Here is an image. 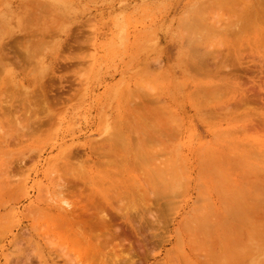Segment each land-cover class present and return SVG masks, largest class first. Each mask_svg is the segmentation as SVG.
Masks as SVG:
<instances>
[{
	"label": "rangeland",
	"instance_id": "374dc122",
	"mask_svg": "<svg viewBox=\"0 0 264 264\" xmlns=\"http://www.w3.org/2000/svg\"><path fill=\"white\" fill-rule=\"evenodd\" d=\"M211 1L216 0L0 2V43H11L18 36L22 44L17 50L22 55V48L32 51L29 63L7 64L0 73V99L17 109L10 118L0 113V264L26 257L32 264H47L48 259V264H65L64 259L115 264L122 259V250L109 246L81 261L66 239L55 235L58 227L51 225L64 182L73 184L72 173H85L77 170L83 167L80 164L100 158L115 165L110 169L87 165V169L99 191L111 192L115 204L122 202L123 211L138 209L137 215L141 210L145 221L143 209L151 205L147 200L153 195L161 197V203L156 198L153 203L165 207L158 211L165 217L162 230L156 231L160 236L153 239L154 233H145L150 242L147 255L136 256L142 258L140 263L264 264V17H248L240 5L246 37L230 28L229 35L231 31L238 36L224 39L221 59L230 51L243 56L226 66L233 81L220 92L218 111L213 109L215 103L202 108L204 98H198L196 86L201 87L202 80V96H209L213 80L194 71L197 62L188 48L193 47L186 46L185 27H190L183 22L203 17L209 27L219 16L229 17L223 5L209 6ZM76 38L83 40L78 44L81 50ZM250 53L253 63L248 61ZM54 70L61 80L53 81ZM42 86L49 101L53 95L62 101L40 113V103L34 99L40 97ZM248 90L256 100L240 104L242 92ZM244 122L247 131L231 139ZM93 144L112 147L118 157L96 158ZM76 148L83 159L66 160L67 151ZM162 169L171 174L165 181L157 178ZM85 177L91 181L89 174ZM10 182L13 196L2 191ZM23 185L29 193L26 198H22L26 192L16 187ZM80 188L87 198L98 194L88 186ZM38 208L51 210L44 216L35 212ZM143 224L138 226L145 230ZM70 237L74 239L72 233ZM61 251L66 257L57 260Z\"/></svg>",
	"mask_w": 264,
	"mask_h": 264
},
{
	"label": "bare ground",
	"instance_id": "6f19581e",
	"mask_svg": "<svg viewBox=\"0 0 264 264\" xmlns=\"http://www.w3.org/2000/svg\"><path fill=\"white\" fill-rule=\"evenodd\" d=\"M1 1L2 0H0V2ZM212 4H215V6L217 8H218V6L221 7L223 5L224 6L223 9L226 10V13L229 15V17L221 19L219 16L218 18L215 19L214 23L210 24L209 27H208V24L206 23V21L203 17L195 18L196 20H194V18H193V21L190 19L191 21L189 23H188L189 19L188 20L186 19L183 22V24H184V27L185 26L190 27L189 29L185 27V30H187V31L191 30L190 32L188 31L189 33L184 30V33L186 32L185 34L189 35L187 38L188 40L186 41L187 42L186 46L191 45V47H193V48H190V47H188V48L190 49V52L192 50L191 56L193 54L194 59L197 62L194 71H197L198 74L199 73L200 74L207 73L208 76H211V78L213 80V83H211L212 84V86H211L212 90H211V93L209 96H206V97L202 96V95H204V82H202V80H201V82L199 81L200 85H201V83H203L202 86L201 87L196 86V89L198 91V92H196L198 98L199 99L204 98V101L200 102V104H201L200 106H202V108L203 107L209 108V105H208L209 103H215L216 106L213 109L217 110L219 108L218 107L219 105H217V100L219 99L220 92L222 91V89L224 87H226L227 82L231 83L233 81V78H232L233 76L229 72L230 69L226 66H228L229 62L232 63V61H234L235 59H239V57L243 56V53L240 54V53H237L234 51H230L227 54L225 53V59L222 60L221 58L224 55V52L222 49V46H224V39L226 38L227 41H229V39H231V37L237 38V36H238L237 33L239 34L240 37L243 35H245L244 37H246L247 31H246V27L244 26L245 23L240 18V16L243 17L244 14L240 15L238 13V10H239L238 8L240 7V5L243 6V11L246 13V15L248 17H250L251 15H255L256 17H259V16L264 17V0H216V1H211L209 6H211ZM23 7H24V5H23ZM202 10H209V8L203 7ZM46 11H48V10H46ZM29 15H32V14L30 13ZM230 28L231 29L235 28V30H237V33L233 34V32L230 31V35H229V29ZM73 36H75V35L73 34ZM15 37L16 36H14V38ZM78 37H79V35H78ZM15 39H13V41L11 43L10 42L9 43H3V42L0 43V73H2L3 70H6L5 67L7 64H8V66H9V64H12V65L15 64L16 66L19 65V67H22V65L29 63L30 58H32V53H31L32 51L29 52V50L31 49L29 47L30 45L29 46L26 45V47H24L26 49L28 46L30 48L29 50L28 49L24 50L22 48V51H24L23 55H22V53L18 51L19 49H21L20 48L21 42L17 39L15 40ZM78 39L77 38L75 39L76 42H78L77 46L80 43L79 42L80 40L83 41L82 39L77 41ZM189 41H190V44H188ZM27 42H29V41H27ZM27 42L24 41L23 44L24 43L26 44ZM31 42H33V41H31ZM42 44L44 45V43H42ZM23 46H25V45H23ZM81 47L79 45L78 49H80ZM17 48H19V49L17 50ZM72 49H74V48H72ZM77 51H79V50H77ZM75 52H73V54H75ZM257 54L261 55V52L258 50ZM74 56H76V55H74ZM245 56H247V55H245ZM77 57L79 58V56H77ZM253 57L254 56H252V53L248 54V59H249L248 61L250 63L255 62V60H253ZM187 62H188V64L190 63L189 61H187ZM192 63H193V60H192ZM192 63H191V65H192ZM211 64L213 67L211 66ZM73 65H74V63H73ZM10 67H14V66H10ZM69 67H70V65H69ZM257 67L259 68L260 73H261L262 69H260V68L262 66L260 67V65H258ZM68 69L70 70V68H68ZM212 69L216 70V73H213L211 75ZM255 69L253 71H255ZM7 70H11V69H7ZM222 71L225 73H223ZM227 72H229V73L226 76ZM255 72H257V71H255ZM67 73H66V75H67ZM221 73H223L222 76H220ZM246 73H248V71H246ZM248 74H253V72L252 73L250 72ZM248 74H246L247 77H251V76H248ZM261 74L263 76V73H261ZM66 75H64V76L66 77ZM254 75H256V74H254ZM255 77L253 76V78H254L253 80L260 81V79H255ZM259 77L261 78V75ZM52 78H53V81H56V80H61L62 76L56 75L55 70H54V75ZM223 78H224V80H220ZM197 81H198V79H197ZM53 87H56V86L53 85ZM261 90L262 89L260 87V91ZM51 91H52V89H51ZM45 92H46L45 87L42 86L41 90H40V94H39L40 97L34 99L35 102L37 101L38 103H40V105H39L40 107L38 110V112H40V113L43 111H47L51 107H56L55 103L58 99H59V101H57V102L61 103V101H62V97H60V96L56 97L55 95H53V98L49 101L48 96H50V95H47L48 92L47 93H45ZM246 93L248 95H246ZM246 93H245V91H244V93L242 92V98L239 101L240 104L241 103L244 104L245 101L251 102V101L256 100L255 99L256 97H254V98L252 97L253 90H250V91L248 90V91H246ZM42 104H43V106H42ZM59 104H57V105H59ZM16 111H17V109L15 108V105L12 102L6 101V100L3 101L0 99V113L4 118H10V116H16L15 115ZM45 117H46V119L43 117L44 123H46L45 120H47V116H45ZM42 121H43V119H41L39 127H42V123H43ZM243 124L244 125H242V126H238V127L236 126V128H235L236 133H233L231 135V139L237 138L238 132H246L247 131V129H248V126H246L247 122H244ZM152 126L154 127V125H152ZM153 131H154V129H153ZM27 135L31 136L32 131H31V134L28 133ZM27 135H26V137L28 138ZM91 146H92L91 151L94 154V156H96V158L97 157L100 158L101 155L102 156L106 155L112 159H115L116 157H118V152L115 149H113L112 147H108L106 145V147L104 146L103 148L102 147L98 148V146L94 145V144ZM78 150H79V148H76L73 151L68 150L67 153L65 154V159L68 161H70L72 159L75 161L79 160V158L77 159V157H80V156H77ZM104 150H106V151L103 152ZM80 153H81V155L84 154L82 152H80ZM80 153H79V155H80ZM74 158H76L77 160ZM81 159H83V155H82ZM100 159H98L95 162L93 161V163L88 161V162H85L83 164H80L81 166L83 165V167H78L77 170L83 171L81 169H85V171H84L85 173L83 172L84 174H82V172L81 173L78 172V174H76L77 171H75V173H72L73 176L71 175L72 176L71 179L73 180L74 183L70 185L68 181H65L64 185L61 187L62 188L61 193L59 194L60 200L58 202V204L60 203V205H59V207H55L57 215H56V217H51V220L53 221V223H51L53 229L58 227L57 230H54V231H56L55 235H58V236L60 235L58 238L61 240H64L63 238H65L66 242L69 244V247H70L69 249L74 253L78 252L81 261L87 260V259H89V257H93V255L94 256L99 255L100 252L103 251V249H105V248L107 249L109 246H111V247L116 246L119 250H122L123 255H122V259L115 261V264H143L142 262L140 263V260L142 258L137 259L136 256L139 255L140 253L145 255L148 251L147 241H149V239H148V237H146L150 234V233H148V231L154 233V235L152 236L153 239L159 235L156 233V231L161 229L160 227H161V224L163 222L161 220V218L163 217L162 216L163 214L162 215L159 214V212H160L159 210L162 211V209L164 210V208H165L163 205H161V208H160L159 207L160 204H158V202H157L159 200L161 201V197L158 196V198H157V197H155L156 195H153L154 198L158 199L156 202L154 201L156 204L153 203L154 198H152V200H151L150 196H149V199L146 197L148 199L147 201L150 200L149 204L151 203V205H148V202H147V204H145V206L146 205L151 206L152 209H151V207H148V206L144 207L143 210L145 212L144 211L143 212L145 213V215L147 213V215L145 216V218H146L145 221H143L144 219L141 216V215H143V214H141L142 213L141 210H139L141 213L139 212L137 214L138 215L137 216V215H135V212L138 209L137 210L134 209V211H132L128 208L129 211L134 212V213H130L128 211L129 213L127 214V212H126L127 207H125V210H124L125 212H124L122 205H121L122 202L118 201L117 204H115L113 202L114 197L111 195V192L99 191V188L97 187L96 183L92 179V176H91L92 174H90L89 169H87V165H94V166L95 165H105V167L109 168V169L113 168V166L115 165V164H113V162H109L108 160H105L104 162H102ZM103 159H106V158L103 157ZM23 160H24V158H23ZM25 161H23V162H25ZM20 162L21 161H19V164H21ZM82 162H83V160H82ZM23 164L24 163H22V166H23ZM18 167L21 168V165H18ZM163 170L165 172L168 171L167 169H162L160 172L157 171L158 173L161 174V175L159 174V177H157V178H159L161 180L160 177H162L163 178L162 180H164V179L167 180L168 176L171 174L169 173V171H168V173L167 172L165 173ZM10 173H12V172H10ZM87 174H89L91 181L87 180V178L85 177V175H87ZM155 174H157V173H155ZM163 174H165L166 178L163 176ZM79 183L82 186H79ZM12 184H14V183L10 182L9 186L5 185L4 188H2V191L6 192V193L8 192V194L10 196H13L14 193H12L13 192V189H12L13 186L11 187ZM85 186H88L92 191H96L98 194H95V196L89 197V198L85 197V194L82 192V190L80 188V187H85ZM16 187H18L20 189V192L21 191L23 193L26 192L25 196H22V198L23 197L26 198V196H29L28 195L29 193L27 192V189L24 188L25 187L24 185L22 187L21 186H16ZM78 189L80 190V193H79ZM203 194H205V193H203ZM66 195L68 196V198L65 197ZM227 195L228 196H226V197L229 199V193H227ZM96 196H99V197L95 198ZM201 196H203V195L201 194ZM74 197H75V199H73ZM77 197H80L81 199L84 198L85 201L82 199V202H83L82 203L81 199H79ZM20 201H22V200H20ZM20 201L18 203H20ZM160 201H159V203H161ZM153 206H155V207H153ZM223 206L226 209V206L225 205H223ZM245 206H247V205H245ZM258 206H260V204H258L256 207H258ZM141 207L143 208V206H141ZM162 207H164V208H162ZM50 210L51 209H49V208H38V209H36L35 212L39 215L46 216L45 213L49 212ZM11 211H14V208H12ZM22 214H23V212H22ZM132 214H134V216H136V218ZM165 216H166V214H165ZM138 219L140 222H137ZM162 219H165V217H163ZM141 222H145V224L147 225L146 226L145 224H143L146 227V228L144 227L145 230L146 231L148 230L147 232L144 229H142V227L138 226L139 223H141ZM155 227L157 230L155 229ZM64 231H66L67 233H65ZM141 231H144V232H141ZM26 233L27 232H24V234H26ZM70 233L73 234L74 239H72L70 237ZM145 233L146 234L148 233V235H146ZM134 239H135V241H134ZM0 241H1V237H0ZM77 244L82 247V249L80 251L77 250ZM20 247H22V246H20ZM61 252H60L61 256L56 257L57 260L63 259V257L64 258L66 257V255H65L66 253H64L63 251H61ZM16 260L17 259H15V261ZM11 261H12V259H11ZM32 261H31V258L26 257L25 261L22 259V260H17L16 262H9V263L7 261V263L8 264H32ZM47 261H50V260L48 259ZM47 261H45V262L48 264ZM66 261L69 264H78V263H76V261L64 259L65 264H66ZM43 263L44 262H42V264ZM235 263H237V262H234L233 264H235ZM51 264H58V263H57V261H53V262H51ZM83 264H86V263H83Z\"/></svg>",
	"mask_w": 264,
	"mask_h": 264
}]
</instances>
